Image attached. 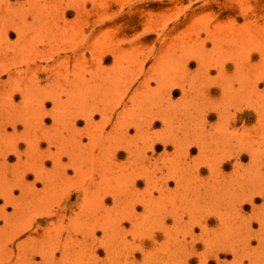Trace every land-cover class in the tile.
<instances>
[{
    "label": "rangeland",
    "instance_id": "rangeland-1",
    "mask_svg": "<svg viewBox=\"0 0 264 264\" xmlns=\"http://www.w3.org/2000/svg\"><path fill=\"white\" fill-rule=\"evenodd\" d=\"M0 264H264V0H0Z\"/></svg>",
    "mask_w": 264,
    "mask_h": 264
}]
</instances>
